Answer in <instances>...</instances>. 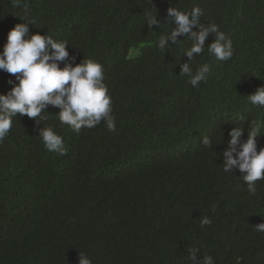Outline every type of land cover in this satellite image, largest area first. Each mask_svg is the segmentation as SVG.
Here are the masks:
<instances>
[{
  "label": "trees",
  "instance_id": "obj_1",
  "mask_svg": "<svg viewBox=\"0 0 264 264\" xmlns=\"http://www.w3.org/2000/svg\"><path fill=\"white\" fill-rule=\"evenodd\" d=\"M152 6L24 0L16 8L0 0V52L27 15L35 21L29 35L67 41L76 63L103 65L116 120L115 132L102 121L76 134L60 125L56 107L45 109L40 125L26 115L13 118L0 143V264H78L81 252L91 264H188L194 246L214 264H264V234L254 228L264 222V180L252 195L239 170L226 174L221 165L235 126L243 141L258 125L257 151L264 147V107L246 97L264 86V0H152ZM193 6L203 11L200 23L218 25L234 49L228 61H215L207 49L195 58L194 70L211 65L198 87L179 75L188 62L187 38L178 37L184 40L176 47L169 41L164 53L156 47L172 27L164 22L167 8ZM155 10L160 28L145 24ZM212 40L209 34L205 46ZM15 83L0 70V94ZM48 126L62 136L66 155L45 149L37 129ZM205 136L211 148L200 143ZM205 215L212 223L202 228Z\"/></svg>",
  "mask_w": 264,
  "mask_h": 264
},
{
  "label": "clouds",
  "instance_id": "obj_2",
  "mask_svg": "<svg viewBox=\"0 0 264 264\" xmlns=\"http://www.w3.org/2000/svg\"><path fill=\"white\" fill-rule=\"evenodd\" d=\"M23 3L24 0H12V6L16 8L22 7ZM148 4L152 6V0H148ZM202 16L203 11L199 6H193L190 11L168 7L164 22L170 23L172 27L161 34L156 42V47L164 53L187 38L190 46L184 48L182 54L188 58V62L180 66L179 75L187 77V82L193 87L206 82L211 74L209 63H203L195 70L193 68V61L205 49L218 62L228 61L234 55L229 37L215 23L201 24ZM20 19L24 22L17 23L7 33V42L0 52V70L14 75L18 81L6 94H0V143L11 130L13 118L17 114L26 115L40 125L37 118L44 119L42 114L46 113L48 106L59 108L56 119L61 126L67 125L76 134L82 128L92 129L102 121L109 132H115L113 102L104 83L103 65L93 59H83L76 63L75 56L69 57L66 50L67 41L56 40L47 34L29 35V25L35 21L27 15ZM145 20L150 28H160L162 24L156 18V10L154 14L149 11ZM209 34L213 35V40L205 46ZM58 62H63V67ZM246 97L251 105L264 107V86L258 87ZM239 119L241 121L244 117L240 114ZM37 132L47 151L67 154L63 138L55 132L53 126L38 127ZM259 133L258 125L248 128L247 138L242 141L243 129L235 126L228 132L230 139L222 150L223 172L234 174L239 170L243 174L241 179L246 182L247 190L252 195L256 193V182L264 180V147L257 151L255 139ZM200 143L205 148L212 147V141L207 136ZM211 223L212 220L206 215L200 219L202 228ZM254 228L256 232L264 234V222L254 225ZM198 253L202 258L198 259ZM186 260L188 264H214L211 255H202L200 248L195 246L188 249ZM78 264H91V260L81 252L78 254Z\"/></svg>",
  "mask_w": 264,
  "mask_h": 264
}]
</instances>
